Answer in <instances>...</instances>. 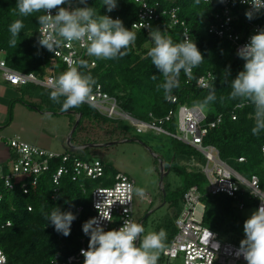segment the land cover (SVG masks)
I'll list each match as a JSON object with an SVG mask.
<instances>
[{"label":"trees","instance_id":"1","mask_svg":"<svg viewBox=\"0 0 264 264\" xmlns=\"http://www.w3.org/2000/svg\"><path fill=\"white\" fill-rule=\"evenodd\" d=\"M16 4L17 0H0V52L5 54L7 64L13 69L34 72L43 77L52 65V54L38 43L40 26L37 17L44 13L20 16L18 13L14 14ZM166 4L169 5V2ZM178 5L180 6L178 16L188 27L190 39L197 44L204 61L193 68L191 78L181 72L180 86L173 90L172 96L178 98V103L196 105L207 96L210 87L214 86L217 98L208 105L210 110L207 112L206 122L216 120L219 116H222V121L216 127L209 129L204 144L216 146L222 159L236 170L247 176L259 175L264 186V132L259 136H254L251 132L255 123L254 106L247 101L228 98L231 81L243 70L245 61L237 56L231 41L210 32V26L215 23L221 5L216 0L211 2L200 0L199 4H196L195 0H179ZM88 6L93 7L97 15L118 13L126 22L135 19L139 9L133 0H118L117 7L112 12H107L102 0H92L88 2ZM239 11V19L245 20L247 10L240 7ZM17 19L23 21L24 28L17 37V46L13 48L8 43L11 38L9 26ZM254 20L264 22L260 14ZM169 23L167 15L157 21L153 29L159 28L174 42H182L185 39V26L178 24L170 27ZM136 37L135 43L127 50L128 54L122 58L108 60L94 57L95 66H92L90 61H86L87 67L81 68L79 65L77 67L82 74L90 73L104 91L115 96L123 110L140 120L150 121L151 114L157 118L164 117L178 103L166 100L163 90L157 88V85L163 82V77L152 65L151 58H145L148 50L153 46L149 34L140 31L136 33ZM57 69L58 77L68 67L62 64L58 65ZM209 73L213 78L210 79L209 86L203 88L198 81ZM153 75L157 77L155 80L152 79ZM63 99L61 98V101ZM237 104L243 106L237 107ZM56 105L61 111L62 103ZM73 111L78 113L79 119L72 136V143L83 148L71 151V154L89 161L101 158L106 166L103 182L85 176L73 180L72 176L67 174L56 186L52 176L60 160H53L51 169L42 175L38 185L31 186L27 194L19 187L7 189L0 184V192L3 193V200L0 203V248L5 251L10 264H51L57 256L64 259L78 252L83 243L88 246L89 236L83 233L82 225L94 214L93 190L99 185L112 184L114 176L119 172L112 173L109 163L96 153L95 150L100 146L88 145L127 138L136 139L131 128L122 123V119L107 117L88 102L67 112ZM233 115H236V119ZM168 124H174V121ZM176 140L177 142L170 149L169 162L164 161L162 164H164V172L174 171L183 176V184L178 189L183 201L186 192L197 185L204 192L202 200L206 205L205 225L220 236L234 232L244 238L238 200L227 195H212L205 192L207 182L205 174L197 167L188 170V163H182V160L190 162L193 158L201 162L205 161L204 155L191 145ZM241 157L245 160L239 161ZM242 198L246 200L247 196ZM253 203L255 202L247 201V206ZM79 207H82L80 211ZM54 208H59L63 212L71 211L77 217L67 237L58 233L54 225L46 219V215ZM176 232L177 223L169 239V245Z\"/></svg>","mask_w":264,"mask_h":264},{"label":"built area","instance_id":"2","mask_svg":"<svg viewBox=\"0 0 264 264\" xmlns=\"http://www.w3.org/2000/svg\"><path fill=\"white\" fill-rule=\"evenodd\" d=\"M92 0H88L90 2ZM139 7L137 17L132 21L126 22L118 13H108L113 19L119 18L129 30L138 33L144 31L149 34L155 23L167 16L170 20V27L181 24L184 25V38H190L188 27L178 16L179 0H133ZM211 2L213 0H204ZM221 5V11L216 14L215 23L211 24L210 32L215 33L221 38H226L234 45L235 53L237 50L249 42L250 37L259 29H264L263 21L254 19L240 20L239 8L249 9L250 5L241 3V0H216ZM169 2V5L166 3ZM83 7L78 5L76 0H72L71 7ZM64 7H69L68 4ZM56 10H53V15ZM264 18V10L260 13ZM136 24L135 28L132 26ZM40 37V33H39ZM50 52V51H49ZM52 57L58 59L61 64L68 68L73 61H90L92 66L96 65L94 56H89L86 49L79 42H71L50 52ZM78 65V64H77ZM73 65V66H77ZM55 67V68H54ZM49 66L47 74L43 77L34 72H21L10 67L6 60L0 61V68L3 70L4 78L14 86H24L30 83L44 85L51 88V83L56 78L57 67ZM213 75L209 73L199 79L198 84L207 88ZM173 103H178V98L172 96ZM89 104L94 106L101 114L117 119H125L137 132L156 131L170 137L181 140L199 150L205 157V163L193 158L190 162L200 167V170L207 178L205 192L212 195H227L237 199L239 208H247V201L255 202L251 207H258L264 203V186L261 178L257 174L247 176L236 170L227 161L222 159L219 149L214 145H205V137L209 129L216 127L221 121L222 116L216 120L207 121V113L198 110L191 104L178 103L175 108H171L164 117H154L151 114L150 121H143L134 117L129 112L120 107L118 99L104 91L102 86L94 89ZM236 119V115H233ZM178 121L179 134L173 133L165 128V125ZM5 143L14 152V159L9 170L6 171L0 166V184L7 189L19 187L24 193H29L31 186H36L43 174L51 169L53 160H60V163L53 172L52 181L57 186L64 175H71L73 180H78L81 176L98 179L103 182L106 174V166L101 158L94 160H83L69 152H54L46 148L26 142L20 137H13L3 140L0 133V144ZM264 154V146H263ZM245 158H239L244 161ZM135 180L125 172H117L114 181L110 185H99L94 188L92 193V207L94 214L92 218L101 221V226L105 231L119 229L123 226L126 219H134V191ZM57 190V189H56ZM204 192L197 185L192 186L184 196V206L177 219V232L171 244L165 249V255L169 258L182 257L184 264H247L243 256H236L240 244L234 241L222 242L220 235L206 226L204 214L206 205L202 200ZM247 196L244 200L242 197ZM3 200V193L0 192V203ZM249 206V207H250ZM82 207H79L80 211ZM110 221L103 219L108 217ZM10 224V222H8ZM84 241V239H83ZM139 241H137V244ZM83 243L78 252L71 254L67 258H57L51 264H83L84 257L81 249H87ZM0 264H10L5 251L0 248Z\"/></svg>","mask_w":264,"mask_h":264},{"label":"clouds","instance_id":"3","mask_svg":"<svg viewBox=\"0 0 264 264\" xmlns=\"http://www.w3.org/2000/svg\"><path fill=\"white\" fill-rule=\"evenodd\" d=\"M76 2L83 7H71L72 0H17L14 14L29 16L44 13L37 17L40 26L38 43L50 52L56 53L62 46L79 42L86 49L87 55L98 59L111 60L127 55V50L137 39L136 33L126 28L119 18L97 15L94 8L88 6V0ZM195 2L199 4L200 0ZM241 3L250 5L245 12L248 20L254 19L264 10V0H241ZM66 4L69 7H64ZM102 5L107 12H112L117 7V0H102ZM53 10H56L54 15ZM135 27L136 24L132 26ZM23 28L21 19L9 26L10 47L17 46V37ZM149 38L153 46L145 58H151L152 65L162 74L163 82L157 88L163 90L166 100H170L173 90L180 86L181 72L191 78L193 68L203 63L204 56L187 35L182 42L176 43L156 28L149 30ZM237 56L245 61L244 68L231 81L228 98L247 101L254 106L255 123L251 132L254 136H259L264 132V29L253 34L249 42L237 50ZM77 64L81 68L87 67L84 60L73 61L66 71L50 82V99L55 103H62L61 111L66 112L90 101L93 88H99L90 73L82 74L77 66H73ZM156 78L155 75L152 76L153 80ZM61 98H64L63 101ZM216 98V89L211 86L207 96L194 107L203 110L215 102ZM242 106L243 104H237V107ZM130 191L146 198L143 188H130ZM76 218L71 211L63 212L59 208H54L46 215L55 230L65 237L70 235L71 225ZM102 218L110 221V215ZM82 230L89 236L88 248L81 249L83 264H158L167 239L164 229L145 235L142 224L128 219L119 229L105 231L100 220L91 218L84 222ZM243 231L244 238L240 241L236 256L242 255L247 264H264V203L245 220Z\"/></svg>","mask_w":264,"mask_h":264},{"label":"rangeland","instance_id":"4","mask_svg":"<svg viewBox=\"0 0 264 264\" xmlns=\"http://www.w3.org/2000/svg\"><path fill=\"white\" fill-rule=\"evenodd\" d=\"M51 61L52 65L50 66L58 67V65H62L54 57H51ZM203 110L207 113L210 108L207 106ZM122 123L131 128L136 139H122L118 143L110 144L112 141H116L112 140L108 142V145L97 147L95 151L109 163L112 173L114 171L125 172L135 180V188L145 189L146 198H141L135 194V222L143 225L145 235L148 232H159L160 229H164L167 233L166 249L169 246V239L175 231L177 217L184 206L182 194L178 191L183 184V176L176 174L174 171L161 173L162 163L164 161L166 163L169 162L171 157L170 149L177 140L156 131L137 132L131 126V123L125 119H122ZM165 127L173 133H180L177 119L174 124H167ZM205 161L203 160L202 162L205 163ZM182 163H188V170H192L194 167L200 168L186 160H182ZM162 175L164 176L163 179ZM207 185L208 183L206 182L205 187ZM255 210L256 207L251 206L240 210V220L243 224ZM219 239L222 242L234 241L240 244L243 237H240L237 233L229 232L222 234ZM165 249L160 253L158 264H184L182 257L169 258L165 255Z\"/></svg>","mask_w":264,"mask_h":264},{"label":"crops","instance_id":"5","mask_svg":"<svg viewBox=\"0 0 264 264\" xmlns=\"http://www.w3.org/2000/svg\"><path fill=\"white\" fill-rule=\"evenodd\" d=\"M1 60H6L3 52H0ZM51 90L35 83L14 86L4 78L0 68V133L4 141L20 137L28 143L60 153L83 148L74 146L71 137L79 119L78 113L57 109V103L50 99ZM14 157L7 144H0V166L6 171Z\"/></svg>","mask_w":264,"mask_h":264},{"label":"water","instance_id":"6","mask_svg":"<svg viewBox=\"0 0 264 264\" xmlns=\"http://www.w3.org/2000/svg\"><path fill=\"white\" fill-rule=\"evenodd\" d=\"M76 126H77V124H76ZM76 126H74V128H73V130H72V133H71V137L73 136V133H74V131H75V129H76ZM125 140H132V139H125ZM70 142H71V139L69 140ZM119 141L118 140H116V141H112L110 144H115V143H118ZM92 146H101V145H97V144H91ZM107 145V144H106ZM161 172L162 173H165L164 172V164L162 165V168H161ZM169 171H167V173H168ZM163 175H162V179H163ZM164 191H165V189H164Z\"/></svg>","mask_w":264,"mask_h":264}]
</instances>
